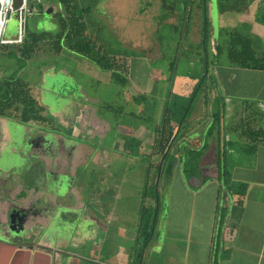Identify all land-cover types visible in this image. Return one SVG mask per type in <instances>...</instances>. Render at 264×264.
Here are the masks:
<instances>
[{"label": "crops", "instance_id": "1", "mask_svg": "<svg viewBox=\"0 0 264 264\" xmlns=\"http://www.w3.org/2000/svg\"><path fill=\"white\" fill-rule=\"evenodd\" d=\"M81 1L77 0V5ZM215 9L217 29L208 31L213 52L205 69L200 70L204 78L199 95L180 124L176 119L184 102L177 103L179 113L171 120L175 137L168 151L173 162L166 177L170 178L166 180L170 195L157 194L160 168L166 159L159 142L163 130L162 110L164 102H170V91L164 90L165 83L160 88L149 77L144 87L146 76L143 79L139 66L124 57L126 84H130L127 86L134 93L131 98L143 97L146 92L152 93L151 97L158 95L157 101L150 98L152 102H147L148 107L157 104L147 123H130L129 128L117 125L118 136L114 138L119 143L116 147L139 153L138 161L144 156V165L148 168L144 174L145 185L150 178V167L154 169L152 181L158 167L155 195H142L141 201L147 210H154L155 222L160 215L167 228L165 223L161 225L162 241V237L156 240L150 237L147 252L143 250L139 264L154 261L157 264H264V0H216ZM195 20L190 32L193 44L199 40L194 37ZM207 23L205 19L204 29ZM221 28H225L223 32ZM16 35L3 38L13 39ZM240 37L247 41L258 66L241 65L229 58L231 46L240 50ZM58 56L82 74L97 77L101 82L111 81L109 72L65 49L54 57L38 61L45 65L35 82L36 100L44 107L45 115H51L54 121L52 126L33 123L28 126L0 116V168L8 166L0 169V241L17 246L38 243L52 251L55 261L62 262L61 254L75 250L68 246L70 224L78 213L81 215L87 203V191L82 185L77 189V179L84 171L88 180L90 171L100 167V145L91 148L86 141L92 140L91 136L99 141L110 131V126L107 118L102 119L98 112L109 105L95 104L91 100L94 95L79 100V86L64 73L68 66L60 63ZM134 69L140 72L137 81ZM132 81L136 82L135 86ZM195 83L191 82L190 86ZM71 86L76 87L75 97ZM136 91L141 95H135ZM195 97L191 98V105ZM153 122L148 130L147 125ZM79 135L85 139L81 143L74 140L81 138ZM150 150L155 153L148 154ZM188 151L192 155H187ZM6 156L10 161L28 162L17 172L10 167ZM26 165L30 177L37 170L35 166L42 168L45 178L50 171L51 179L46 182L56 180L66 191L23 180L19 175H26ZM74 166L78 170L76 174L72 171ZM88 167L90 170L86 172ZM52 172L56 179H52ZM175 177L177 185L172 193L171 182ZM128 196L113 195L110 212L117 209L114 203L126 201ZM153 242L162 243L161 252L148 256L157 247ZM83 251L79 249V255ZM93 253L96 257L97 253ZM8 260L20 264L21 256L1 245L0 264Z\"/></svg>", "mask_w": 264, "mask_h": 264}, {"label": "rangeland", "instance_id": "2", "mask_svg": "<svg viewBox=\"0 0 264 264\" xmlns=\"http://www.w3.org/2000/svg\"><path fill=\"white\" fill-rule=\"evenodd\" d=\"M179 2L180 0H82L80 3L81 7L89 6L87 7L89 11L84 12L86 13L84 15L86 34L96 44H100L107 51L109 57L112 55L115 57L123 56V58H127L129 63L133 62L135 65H138L143 74V79L146 76V81L143 80L144 87L148 84V77L150 80L158 82L156 84L160 88H163L162 83H165L167 87H164V90L170 91V95L168 96L170 97V103L173 104H177L178 102L179 104H183V102L185 104L189 100L188 96H190L193 89V85L190 86L191 82H197L202 77L200 70L205 69V65L202 62L203 57L206 53L205 59L209 61L213 52V50L211 52L212 44L209 41L210 36L208 31L211 30L214 32L217 29L216 0H206L204 13L208 23L205 27V42L202 45L201 36L204 28L202 11L201 8L195 7L194 3L188 2L187 4L191 6L189 15L185 18L186 33L181 43V33L178 36L176 30L173 32L171 27L167 26L179 24V11L176 9L177 6H180ZM171 3L174 8L169 9V11L166 10L167 8L164 5H170ZM45 9H48L47 16H44L42 12L41 14H32L26 17L25 25L28 29H36L39 31L52 30L53 23L58 21V14L60 16L66 15L62 6L51 0L43 1L42 10L44 11ZM194 20V27L196 29L194 37H198L199 40L194 41L195 43L193 44L191 33L193 31L192 24ZM224 29L221 28V32ZM16 33V21L7 20L4 23L1 37H13ZM48 36L40 42L39 48L33 54L32 59L25 63L24 68L19 70L17 74L28 83L29 93L34 99L37 98L35 94L37 92L35 82L38 80L45 65L38 61L54 57L55 55L51 50L49 42L52 35ZM69 52L75 54L74 52ZM112 53L120 55H114ZM57 59L61 60L60 63L68 66L64 73L71 77L73 84L79 86V100H87L86 98L88 96L91 97L94 95L91 100L95 104L102 102L104 105H109V108L98 109V112L102 119L107 118L106 123L110 126V131L106 135H103L102 139H100L102 140L101 142L100 140L96 141L94 136H91L92 140L86 141L91 148L96 144L100 145V167L90 171L88 180L86 179L87 176L84 175V171L81 173L79 179H77V189L82 185V188L84 187L83 190L85 189L87 191L88 195H85L87 203L81 215L78 213L74 223L70 224V235L67 236L68 246L75 250L61 254L63 261L59 264H112L111 261L116 262V264H139L141 261L139 256H142L143 250L147 249L148 246V241L143 243L141 242L143 240H140L137 236L138 225L141 220L140 215L142 214L144 218L147 214V209L142 206L141 197L142 195H155L154 185L151 179L154 169L150 167V178L148 184L145 185L143 182L144 174L148 168H145L144 156L138 161L137 157H140L139 153L135 150L130 152L125 147L123 149L122 147H116L119 143H117L118 141H114V138L118 136L117 125L129 128L127 126H130V123L136 124L138 121H145L147 123L157 107V104L148 107L147 102L150 98H153L152 101H157L158 95L156 93L151 97L150 95L152 93L149 95L146 92L143 97L137 96L132 99L131 94L134 93L127 86L130 84H126V82L119 84L112 80L110 82H101L97 77L82 74L73 64L72 66L74 68L71 67V64L63 57L58 56ZM172 59H174V63L170 71L168 62ZM20 66L14 57L0 53V78L14 73ZM136 69H134L133 76L137 81L140 72L138 70L136 71ZM132 82V86H135L134 84L136 82ZM71 87L75 97L77 95L76 90H74L76 87ZM149 90L151 91L150 88ZM140 93L136 91L135 95H141ZM193 95L196 97L192 102V107L199 95V90H196ZM102 103L98 104V106H101ZM37 106L43 120L33 122V124L52 126L54 121L53 117L51 115H45L46 112L43 106L40 104ZM21 107V103L18 101L15 102L9 108H5V116L19 121L18 117ZM55 124L57 123L55 122ZM154 124V122L153 124L149 123L147 129L149 130V126ZM15 127L17 128L16 125ZM73 128L76 127H72L71 130ZM113 133L115 135L114 137ZM71 135L73 138L75 137L73 132H71ZM79 137L81 136L79 135ZM153 138L156 139V137ZM82 139L84 138H75L74 140L81 143ZM87 139H90V137ZM40 141L43 142V138ZM153 151L150 150L147 153L152 155ZM129 156H131V159ZM6 157L7 159L9 158L8 156ZM167 159H165L162 164L163 166L160 168L161 176L159 178V186L157 187L158 195H163L164 193L165 195H170L166 185L168 180H170V178H166L168 174L167 164L169 162ZM26 162L28 160L25 162L9 160L8 164L13 169H17V172H20L23 170ZM85 162L86 160L83 164ZM130 162L132 165L128 164ZM3 163L7 164V162ZM3 167L8 168V166ZM4 168L0 169L4 170ZM34 169L37 170L30 177L31 173L26 165V175L19 176H22L23 180L25 179L27 182H34L40 186H46V188L52 187L58 190L62 189L64 192L66 191L64 190V185H61L56 180L46 182L47 179H51L49 176L50 171L46 174L47 176L45 178V175L42 173V168L35 166ZM157 169L158 167L155 171ZM89 170L90 167L86 169V172ZM72 171L73 174H76L75 171H78L76 166H74ZM53 172L51 174L52 179H56L57 177L54 176ZM36 175L37 177L35 178ZM171 183V191L173 193V187L176 188L175 186L177 185L176 177L173 178ZM123 194L129 195L125 199L126 201L121 200L118 203H114V207L117 209L116 211L110 212V203L114 202L113 195ZM116 198L118 199L119 196H116ZM122 203H125V205H121ZM157 219L151 236L153 240L162 237L160 238L162 241L164 236L162 235L163 229L161 225L165 222H163L164 220L160 215H158ZM156 244L157 247L155 249L152 248L151 251L153 253L149 252L148 256L161 252L162 247L160 244L162 243L153 242V246ZM81 248L84 249V253L79 255L78 251ZM93 252L97 253L96 257ZM139 252L141 254L137 258ZM153 264H157V262L154 261Z\"/></svg>", "mask_w": 264, "mask_h": 264}, {"label": "trees", "instance_id": "3", "mask_svg": "<svg viewBox=\"0 0 264 264\" xmlns=\"http://www.w3.org/2000/svg\"><path fill=\"white\" fill-rule=\"evenodd\" d=\"M43 1L44 0H27L28 5L25 9L24 28L20 37V41L13 43H0V53L2 55L14 57L21 65L14 73H10L9 75L2 76L0 78V116H5V108H9L11 105L18 101L22 105L18 119L21 123L27 124L28 126L29 123L32 124L36 121H42L43 118H41V115L39 114V108L37 106L39 104L37 100L34 99L33 96L29 93L28 83L17 74L19 70H22V68H24L25 63H27L32 58L35 51L39 48L40 42L43 41L44 38L49 37L48 35H52V38H50L49 42L51 50L55 54L59 53L63 48H65L79 56L84 57L102 70L109 72L110 80L114 81L115 83L124 84L127 80L126 63L124 58L121 56L115 57L113 55L109 57L107 55V51L104 50L100 44H96L90 38V36L86 34L84 20V15L86 13L84 12L88 10L87 7L89 6L81 7L77 5V0H51L60 4L66 15L60 16L58 14V21H55V23H53L54 25L52 26V30L39 31L36 29H28L25 25L26 17H29L32 14H41ZM188 2H191L192 4L194 3L195 7L201 8L203 19L205 18L204 8L206 0H180V6H177V8L175 7L179 11V24L172 26L167 25L168 27H171L172 31L176 30L178 36L181 33L183 19H185L189 15L191 5L189 6L187 4ZM164 7H166L167 9H164L168 11L169 9L174 8L172 3L170 5L165 4ZM204 22L205 19L203 20V24ZM185 33L186 24L181 43L183 41ZM205 36V29L203 28L201 36L202 45H204L203 42H205ZM238 42L240 44V50L236 49L234 46H231L228 51L229 58L241 65H248L250 63V66H258L248 46L247 41L240 37L238 38ZM203 52L205 53V50ZM205 56L206 53L202 60L204 65H206L207 62ZM168 63L169 70L171 71L174 59L170 60ZM201 78H199L194 84L191 94L190 96H188L189 100L184 105H182V110L180 111V114L176 119L179 124L186 118L188 112L190 111V100L191 98H193L194 92L196 90H199ZM177 105L178 104L176 103H168L166 100L164 102L162 110L161 127L163 126V130H161L162 136L160 137L159 142L161 140L160 148L162 149V156L164 158H168L169 160L167 164V172L170 171L173 162V158L170 157L168 148L171 146V143L175 137L174 124L171 123V120L173 119V117H175V115L179 113V110H177ZM187 155H192L191 151H188ZM195 155H198V153H196ZM157 173L158 169L156 170V176H154L153 178L155 191V183L156 180H158L159 174ZM140 218L141 220H143H140V223L138 225L137 236L140 238V240H143L141 242L144 243L147 242L152 235L156 220L154 210H147L146 216L143 218V215L141 214ZM140 254V252L139 254H137V258Z\"/></svg>", "mask_w": 264, "mask_h": 264}, {"label": "water", "instance_id": "4", "mask_svg": "<svg viewBox=\"0 0 264 264\" xmlns=\"http://www.w3.org/2000/svg\"><path fill=\"white\" fill-rule=\"evenodd\" d=\"M28 3L27 0H2V5L0 6V11L9 12V17L7 20H14L16 21L17 24V34H21L23 32L24 28V16H25V9L27 7ZM47 11L48 9H45L44 11L42 10L44 16H47ZM185 24L186 20L183 21L182 27H181V37L184 33L185 29ZM181 41V39H180ZM4 245L5 247L9 248L10 250L12 249L14 254L15 252H18L21 256V261L20 264H35L33 261L30 260V258L34 259H50L49 254L45 252H40V251H32V244L28 245V247H23V246H17V245H10L8 243H2L0 241V246ZM4 264H13L11 260H8ZM38 264V263H36ZM59 264V262L57 263Z\"/></svg>", "mask_w": 264, "mask_h": 264}, {"label": "flooded vegetation", "instance_id": "5", "mask_svg": "<svg viewBox=\"0 0 264 264\" xmlns=\"http://www.w3.org/2000/svg\"><path fill=\"white\" fill-rule=\"evenodd\" d=\"M31 245L32 244V251H40V252H45V253H47V254H49V255H51L50 256V259H47V260H44V259H34V258H30V260L31 261H33L35 264L36 263H38V264H57L58 262L57 261H55V259H54V255H53V253H52V251L51 250H49V249H46V248H44V247H42L40 244H33V243H27V244H24V245H22L23 247H28V245ZM60 263V262H59Z\"/></svg>", "mask_w": 264, "mask_h": 264}, {"label": "built area", "instance_id": "6", "mask_svg": "<svg viewBox=\"0 0 264 264\" xmlns=\"http://www.w3.org/2000/svg\"><path fill=\"white\" fill-rule=\"evenodd\" d=\"M2 5V0H0V6ZM9 17V12L0 11V43H10V42H17L20 40L21 34H17L15 38L13 39H5L1 37V32L3 30L4 23L7 21Z\"/></svg>", "mask_w": 264, "mask_h": 264}]
</instances>
